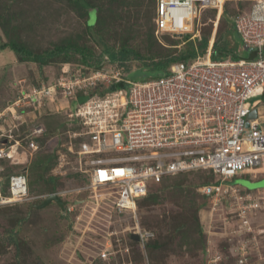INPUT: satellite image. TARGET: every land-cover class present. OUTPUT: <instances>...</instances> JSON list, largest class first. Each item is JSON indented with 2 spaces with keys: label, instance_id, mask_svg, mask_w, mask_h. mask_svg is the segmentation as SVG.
<instances>
[{
  "label": "built area",
  "instance_id": "obj_1",
  "mask_svg": "<svg viewBox=\"0 0 264 264\" xmlns=\"http://www.w3.org/2000/svg\"><path fill=\"white\" fill-rule=\"evenodd\" d=\"M227 1L249 4L237 10L233 23L244 46L256 50L253 59L232 55L213 59L212 43L206 54L174 64L167 76L132 81L118 73L108 85L102 72L72 74L64 69L53 85L22 91L6 109L19 117L18 108L43 107L58 97L68 105L74 103L65 121L69 142L62 146L76 158L87 189H110L116 212L132 216L133 238L138 237L144 253L155 236L140 227L136 213L153 186L183 174H212L214 181L199 192L211 202L214 213L220 205L251 200L250 194H241L244 188L231 182L234 177L260 168L264 179V102L250 103L252 97L264 94V0H156L154 33L162 44L165 36L183 44L195 42L202 38L206 12L215 11L212 22L217 26ZM121 83L125 86L119 88ZM78 95L86 100L78 102ZM6 112L0 113V120ZM45 133L44 127L35 128L25 147L4 135L0 160L27 163L28 153L40 149L38 140ZM6 187L7 192L0 182V208L50 196H32L25 171L11 175ZM114 234L106 238L103 259L116 253L130 255L123 239H117L118 247H123L116 250ZM250 244L245 241L231 248L238 263L247 262ZM218 260L210 257L209 263Z\"/></svg>",
  "mask_w": 264,
  "mask_h": 264
},
{
  "label": "rangeland",
  "instance_id": "obj_2",
  "mask_svg": "<svg viewBox=\"0 0 264 264\" xmlns=\"http://www.w3.org/2000/svg\"><path fill=\"white\" fill-rule=\"evenodd\" d=\"M89 1L92 7L100 9L102 17L108 22L99 26L103 34L100 35L110 47L119 49L122 41L118 31L120 34L122 32L115 28L116 19L113 22L109 20V14L105 16L104 12L109 6L107 0ZM126 1L131 4V7H127V13L131 12L126 16L130 21L127 23L135 31L129 46L145 52L147 33L146 29L140 28L146 22L148 12V19H151V27L154 28L156 0H152L151 6L150 0ZM237 3L227 1L225 5L228 4L233 11L239 6ZM114 7H118V4ZM120 13L118 9L116 16ZM213 14L208 11L202 19L206 23L203 30H211L210 44L217 40L218 32L226 28L222 21L217 26L212 22L216 16ZM94 20V16L92 23L83 18L67 0H0V41H23L33 50L41 52L57 44L78 40L94 54L100 55L103 49L94 32L97 29L91 32L88 28V22L94 25ZM171 39L165 36L163 44L157 41L161 47L176 49L171 50L176 54L184 51L185 41L171 42ZM235 39L237 42L242 40L239 34H235ZM241 47L243 57L246 51L256 54L254 48L245 47L247 50H244V45ZM62 61L41 68L33 62H22L11 50H0V113L5 114L22 91L29 93L34 88L53 85L64 69L72 74L79 71L102 72L106 76L104 85H108L114 82L112 77L118 73L119 78L128 79L142 68L137 60L124 64L104 61L98 68L84 65L79 56L72 57L66 63ZM256 102H264V94L251 98L250 103ZM73 104L68 105L58 97L47 101L43 107L18 108L19 117L6 112V116L0 120V139L4 135H11L22 141L24 147L35 128L46 129L38 140L40 149L33 155L28 153L27 163L0 160L1 185H6L11 175L25 171L32 196L48 195L56 186V193H60L66 203L64 209L54 203L45 209L33 211V205L40 201L0 208V264H16L18 258L22 260L21 264H77L83 251L89 252L84 247L89 248L90 243L98 252L111 233L116 234L111 237L116 250L123 247L117 245L120 238L124 243L128 242L131 255L116 253L115 258L112 256L115 260L102 264H129L133 258L137 260L135 264H211L208 261L210 257L219 258L214 264H240L237 257L232 256L231 248L245 241L252 243L245 264H264V181L259 180L263 178L260 168L247 175L236 176L231 181L246 189L241 194L244 197L250 194L251 200L234 202L229 207L220 205V209L214 213L211 202L199 192L210 179L207 174L176 176L160 186H154L152 194L157 195V202L149 204L147 198L140 201L136 213L140 227L153 232L155 239L168 244L152 259L148 249L144 253L139 244H133L135 220L132 216L116 212L114 194L110 189H87V178L80 172L76 158L62 146L69 142L65 135L68 127L65 128L64 123ZM22 160H25L24 157ZM51 178H56L57 183L49 180ZM255 203L259 207L253 208ZM70 207L73 208L72 212L69 211ZM178 227L181 228L180 232ZM13 229L19 231V252L9 241ZM207 249L210 250L207 252Z\"/></svg>",
  "mask_w": 264,
  "mask_h": 264
},
{
  "label": "trees",
  "instance_id": "obj_3",
  "mask_svg": "<svg viewBox=\"0 0 264 264\" xmlns=\"http://www.w3.org/2000/svg\"><path fill=\"white\" fill-rule=\"evenodd\" d=\"M67 1L70 2L71 5H73V9L76 10L83 18H85L86 20H91V23H92V16H94L95 24L90 25V21H89L88 28L90 29L91 32L97 29L94 32H96V35L98 37V40L97 39L96 40L103 49V53H101L100 55L94 54L92 50L80 44L78 40H74V41L71 40L66 43L57 44L51 49L44 50L41 52L33 50L23 41H10V42L0 41V50H11L19 57V59L22 62L24 61L33 62L38 64L41 68L50 65L51 63L53 64L60 60L61 61L63 60L62 62L66 63L72 57H77V56H79L81 62L84 65L88 67L92 66L95 68L100 67L104 61H110L111 63L119 62L121 64H124L129 60H137L141 63L142 68L139 71L132 73L129 76L128 80L147 81V80L162 78L164 76L169 75L171 67L178 62L187 63L194 60L198 55L206 54L210 45L211 30L209 32H205V30H203L202 38L195 42L192 41L186 42L185 49L184 51H181V53L176 54V51H171L176 49H168L165 47H161L155 37V33H154L155 24H154V28H152L151 27L152 21L151 19L150 20L148 19L149 18V12H148V15L146 14V18H147L146 22L143 25H141L140 28L142 30L146 29L147 34H145V39H146L145 45L147 49L145 52H139L129 46L130 40L132 39V36H134V32H135L134 28H130V25H128L129 23H127L130 21H127L126 19L127 18L126 16H128L131 13V12L127 13V10H129L128 8L131 7L130 2H127L126 0H107L109 6L107 8V11L104 12L105 16L106 14H109L110 15L109 20H113V22L114 19H116L115 22L117 23L115 24V28L117 30H120V32H122L120 34L118 31V36L120 37L122 43H121V47L119 49H116L110 47V45L107 44V42L105 41L104 37L101 36L103 34H101L102 30L99 29V26H102L103 24H107L108 22L106 18L102 17L103 13L100 12V9L98 7L96 6L92 7L89 0H67ZM115 4H118V7L113 8V5ZM149 4L151 6V4H153V1L150 0ZM237 4H239V6L237 7V9L233 11L229 8L228 4L225 5L224 12L223 15L221 16L220 21L224 22L226 28L223 32L221 31L218 32L217 40L213 43L212 46L213 59H222L229 55H232L234 58H247V59H253L256 56L255 53L246 51L247 54L245 57H243L241 51L242 48L241 46H243V43L241 41L237 42L235 39V34L237 33L234 28L233 19L237 15L238 9L240 10L246 9V7H248L249 5L243 2H238ZM118 9H120L121 13L116 16V11H118ZM89 10L92 11L89 12ZM155 11H156V7H155ZM212 12L214 13L213 15H216L215 11ZM147 23L149 26L147 25ZM171 42H176V41L174 39H171ZM232 42L234 44H232ZM243 49L247 50L245 47ZM79 73L86 74L80 71ZM117 86L119 88H122L125 86V84L121 83ZM77 100L78 102H83L86 100V97L83 95H78ZM44 166H46V164ZM192 174H201V173H192ZM184 175H190V174H183L179 176H184ZM209 178L210 179L207 180V182L205 183L214 181V177L212 174H209ZM170 179L171 178L167 180ZM49 180L55 181V184L57 183L56 178H51ZM167 180H165L163 183L157 186L164 184ZM5 186L6 185H4V189H5L4 191L7 192V187ZM153 187L150 189L148 195L142 199L145 200L147 198L146 200L148 201V203L152 205L157 202L156 199L157 195L152 194ZM51 191L53 192H50L49 194L56 193V186L53 189H51ZM33 211H37V209L33 208ZM177 229L179 232L181 231L180 227H178ZM18 233H19L18 230L15 229L11 230L9 241L12 245L16 247L17 251L19 252L20 242L17 239ZM173 234L174 231L172 232V235ZM133 244L138 245L139 243L136 240H133ZM167 246L168 244L166 242H161V240L155 238L152 239L147 246V249L151 254L150 257L153 259V257H155L157 252L166 249ZM21 263L22 260L18 258L16 264H21ZM132 263L133 264L137 263V260L133 258Z\"/></svg>",
  "mask_w": 264,
  "mask_h": 264
},
{
  "label": "crops",
  "instance_id": "obj_4",
  "mask_svg": "<svg viewBox=\"0 0 264 264\" xmlns=\"http://www.w3.org/2000/svg\"><path fill=\"white\" fill-rule=\"evenodd\" d=\"M242 42V41H241ZM244 45V44H243ZM245 47V46H244ZM239 55V54H238ZM247 175V174H246ZM260 180V179H259ZM54 204V203H53ZM52 206V205H51ZM50 207V206H49ZM91 244L89 243V248L88 247H84V249H88V253H85L83 251L82 255L79 256V258L77 259L78 262L77 264H102L104 262H111L115 259L112 258V256L103 259L100 257V253L103 251V249L105 248V245L102 244V248L97 252L95 251L94 248H92L90 246ZM100 252V253H99ZM124 257V256H123ZM115 258V257H114Z\"/></svg>",
  "mask_w": 264,
  "mask_h": 264
},
{
  "label": "water",
  "instance_id": "obj_5",
  "mask_svg": "<svg viewBox=\"0 0 264 264\" xmlns=\"http://www.w3.org/2000/svg\"><path fill=\"white\" fill-rule=\"evenodd\" d=\"M111 89L113 90V89H115V87L113 86ZM254 116H255V114H254ZM263 184H264V182H263ZM53 203H56L61 209H64V207L66 205L65 201H63L59 195L51 194L41 204L35 205L34 208L37 210L45 209ZM134 239L136 241H138V237H134Z\"/></svg>",
  "mask_w": 264,
  "mask_h": 264
},
{
  "label": "clouds",
  "instance_id": "obj_6",
  "mask_svg": "<svg viewBox=\"0 0 264 264\" xmlns=\"http://www.w3.org/2000/svg\"><path fill=\"white\" fill-rule=\"evenodd\" d=\"M245 175H246V174H245ZM263 180H264L263 178H262V179H260V181H263ZM245 190H246V189H245ZM54 194H55V193H54ZM48 195H49V194H48ZM50 195H51V194H50ZM42 202H43V201H42ZM42 202H41V203H42ZM41 203H40V204H41ZM37 205H38V204H37ZM34 206H35V205H34Z\"/></svg>",
  "mask_w": 264,
  "mask_h": 264
}]
</instances>
